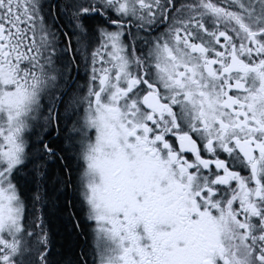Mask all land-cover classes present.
<instances>
[{"label": "snow or ice", "instance_id": "1", "mask_svg": "<svg viewBox=\"0 0 264 264\" xmlns=\"http://www.w3.org/2000/svg\"><path fill=\"white\" fill-rule=\"evenodd\" d=\"M0 264H264V0H0Z\"/></svg>", "mask_w": 264, "mask_h": 264}]
</instances>
